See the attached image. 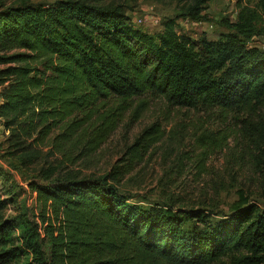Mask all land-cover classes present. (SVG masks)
Here are the masks:
<instances>
[{"label":"trees","instance_id":"trees-1","mask_svg":"<svg viewBox=\"0 0 264 264\" xmlns=\"http://www.w3.org/2000/svg\"><path fill=\"white\" fill-rule=\"evenodd\" d=\"M210 1L184 3L158 37L108 0L0 7V120L10 156L35 167L40 204L34 238L21 247L14 225L0 224V264H216L236 254V264H264V207L252 201L264 199V52L249 46L264 36V0H240L216 41L179 35L177 21H202ZM148 95L241 118L235 134L222 135L234 139L242 173L222 225L187 234L206 215L131 205L119 192L122 172L84 174L131 103ZM161 138L148 128L134 156Z\"/></svg>","mask_w":264,"mask_h":264},{"label":"rangeland","instance_id":"rangeland-1","mask_svg":"<svg viewBox=\"0 0 264 264\" xmlns=\"http://www.w3.org/2000/svg\"><path fill=\"white\" fill-rule=\"evenodd\" d=\"M61 0H0V7L24 4L54 6ZM190 0H108L123 4L133 19L152 13L159 19L155 27L138 29L153 37L164 30V23L181 14V7ZM240 0H211L204 6L202 21L181 17L177 32L192 40L216 41L230 32L228 22L237 20ZM264 52V36L249 44ZM5 86L0 87L1 91ZM1 99V98H0ZM241 118L228 116L217 109L198 105L193 109H180L164 99L148 95L135 99L131 108L121 117L116 130L95 155V164L85 169V175L103 176L122 172L119 192L131 205L144 209L154 206L173 208L176 212L198 211L206 218L203 222L188 223L185 232L198 233L222 225L233 214L232 206L238 201L237 181L242 173L236 166L234 139L226 143L222 135L238 128ZM156 126L162 138L150 147L138 149L134 156L133 145L140 135ZM8 133L0 128V194L7 208L0 213V224L14 225L15 246L32 239L33 229L39 223L40 204L31 184L38 182L35 167L25 169L20 160L11 157L7 144ZM222 138V140H220ZM225 138V137H224ZM214 139L220 147L214 145ZM220 141V142H219ZM126 171H129L126 173ZM126 173V174H125ZM252 201L264 207V199ZM46 256L48 240L42 235ZM40 242V239H39ZM243 255L227 257L216 264H236Z\"/></svg>","mask_w":264,"mask_h":264},{"label":"built area","instance_id":"built-area-1","mask_svg":"<svg viewBox=\"0 0 264 264\" xmlns=\"http://www.w3.org/2000/svg\"><path fill=\"white\" fill-rule=\"evenodd\" d=\"M135 27L149 26L155 27L160 25L159 19L155 17L152 13H147L145 16L138 18V16L133 19L132 23ZM0 128L3 129V123L0 120Z\"/></svg>","mask_w":264,"mask_h":264}]
</instances>
